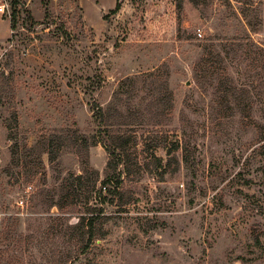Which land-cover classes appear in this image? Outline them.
I'll list each match as a JSON object with an SVG mask.
<instances>
[{
	"label": "rangeland",
	"instance_id": "rangeland-1",
	"mask_svg": "<svg viewBox=\"0 0 264 264\" xmlns=\"http://www.w3.org/2000/svg\"><path fill=\"white\" fill-rule=\"evenodd\" d=\"M18 1L0 15V264H264V0ZM216 74L245 98L219 100ZM117 91L127 127L96 119Z\"/></svg>",
	"mask_w": 264,
	"mask_h": 264
},
{
	"label": "trees",
	"instance_id": "trees-1",
	"mask_svg": "<svg viewBox=\"0 0 264 264\" xmlns=\"http://www.w3.org/2000/svg\"><path fill=\"white\" fill-rule=\"evenodd\" d=\"M184 1L185 0H176V7L178 9H180L182 7V4ZM189 1L193 5L198 6L199 3H204L208 0H189ZM12 5H13V8L18 6L19 1L18 0H12ZM117 11H118V6L115 7V9L112 11V13H115ZM15 16H16V13H15V11H13V17H12L13 22L15 21ZM214 56H215V59L218 58L221 61V56L219 54H215ZM214 56H212V58ZM208 71H209L208 69L205 71L203 70L201 73L206 74V76H212V74L211 73L209 74ZM197 75H198V73L196 74L197 82L199 83V85L203 84V79L205 78L204 75H201V76H197ZM213 80L217 81L215 91L219 95V97H218L219 100H222L223 103H224V101L226 102L227 96L233 102H237V101L243 100L245 98L242 93H236L234 90L229 91V90L222 89L223 81H222L221 75L216 74V78H214ZM125 83H127V80ZM163 102L162 101L157 102V104L161 105ZM119 105H120V103H119V92L117 91L114 93V102L111 103V105L109 107H107L105 110H102L100 108L98 109V112L96 113V119L98 121H101V123H105L104 121L106 118H113V116L116 115L117 118L121 119L119 122H117V123H119L118 125L127 127V115L124 112V110L119 108ZM113 125H115V124L111 122L110 124H107L106 126L110 127ZM48 147L49 148L45 150V153L49 156L50 161H53L56 157V154L59 151V148L55 149L51 143L48 145ZM105 147H106L105 149H108V147L106 145H105ZM117 148L120 149L121 151L118 154H116L115 157L118 158V162H121L124 165V167H126L124 160H122V157L125 154V151H124L122 144L120 146H117ZM108 151H109L108 153H111L113 155L115 154V152H110V150H108ZM109 165H110V161H109V164L107 165V167H109ZM89 172H93L97 176V173L93 169H90L89 167H86V165H85L82 168L81 174L76 176V180L78 182H82L83 180L87 179L86 177H89ZM106 173L108 175V171ZM105 179H107V181H110L108 176H105ZM70 188L71 187L61 188V191H60L59 196H58L59 199L56 200L55 202H53L54 203L53 206L57 207L59 211H62L68 207V199L71 198ZM116 188L117 187H115V189ZM104 189L106 190L105 187H104ZM72 193H74V191H72ZM108 193L114 194V189L113 190L109 189ZM120 205H122V204H120ZM87 213H91V215L80 217L78 222L72 226V229H76L79 234H81V232H82V235L84 234L85 237L87 235V238L84 240L83 250L87 249L93 240L92 239L93 238L92 231L94 230L95 225L96 224L102 225L103 221L105 220L104 216H102V214H101L102 212H99L100 214L95 215L94 214L95 212L92 209Z\"/></svg>",
	"mask_w": 264,
	"mask_h": 264
},
{
	"label": "built area",
	"instance_id": "built-area-1",
	"mask_svg": "<svg viewBox=\"0 0 264 264\" xmlns=\"http://www.w3.org/2000/svg\"><path fill=\"white\" fill-rule=\"evenodd\" d=\"M8 11H9V0H0V15H6L8 14ZM18 204L23 205V201L20 200Z\"/></svg>",
	"mask_w": 264,
	"mask_h": 264
}]
</instances>
